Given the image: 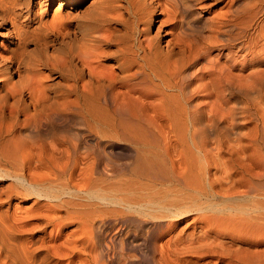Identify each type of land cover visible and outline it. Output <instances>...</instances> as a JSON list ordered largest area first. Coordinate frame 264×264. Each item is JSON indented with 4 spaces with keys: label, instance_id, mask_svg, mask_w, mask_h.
Returning a JSON list of instances; mask_svg holds the SVG:
<instances>
[{
    "label": "bare ground",
    "instance_id": "bare-ground-1",
    "mask_svg": "<svg viewBox=\"0 0 264 264\" xmlns=\"http://www.w3.org/2000/svg\"><path fill=\"white\" fill-rule=\"evenodd\" d=\"M86 1L0 0V264H264V0Z\"/></svg>",
    "mask_w": 264,
    "mask_h": 264
},
{
    "label": "rangeland",
    "instance_id": "rangeland-1",
    "mask_svg": "<svg viewBox=\"0 0 264 264\" xmlns=\"http://www.w3.org/2000/svg\"><path fill=\"white\" fill-rule=\"evenodd\" d=\"M93 1L94 0H87L85 2L86 3L85 6L88 7ZM49 3H50V5L47 7V9L43 10V12L46 11V13L44 15L45 20L47 19V21H52L54 19V17H56V16L58 17V15H61V14L66 15L67 14L66 8H63L60 10V12H58V8H59L58 3H54V4L52 2H49ZM262 54L263 55L260 56V58H262V59H259V60L255 59V57H254L255 53L253 55L249 56V63L252 64L250 66L251 67L250 70L252 73L254 71H257V69H259V70L261 69L260 71H264V53H262ZM220 55L222 56V53H219V52L213 53V56L216 58L221 57ZM239 59H240V57L236 59L237 60L236 62L241 63V59L240 60ZM260 60H261V63L259 65H256ZM254 67H256V68H254ZM238 72H239V70L235 71L236 74H238ZM239 74H240V72H239ZM250 81H252L251 83H253L255 81L254 76ZM250 99H251L250 100V103H251L250 109L252 111L251 121L249 122V120H246V118L243 114H239L237 116V130L238 131L241 130V131H239V133L242 132V134L244 132L249 133L251 130H254V128L256 126H259L258 129L263 131L261 121L260 120H259V122L257 121L258 118L256 116V111H259L264 116V86L262 87L261 90H259V89L253 90V93L251 94ZM244 121H246V122H244ZM247 126H248V129H247ZM247 130H249V132ZM238 137L239 136H232L231 139H233V138L237 139ZM25 207H27V205L26 206L24 205V208ZM113 231H112V233H113Z\"/></svg>",
    "mask_w": 264,
    "mask_h": 264
}]
</instances>
